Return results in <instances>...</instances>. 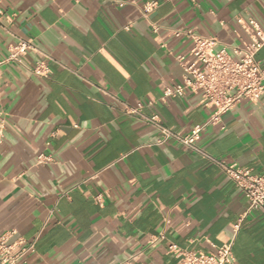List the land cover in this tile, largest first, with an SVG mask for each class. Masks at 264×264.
<instances>
[{
  "label": "crops",
  "instance_id": "obj_1",
  "mask_svg": "<svg viewBox=\"0 0 264 264\" xmlns=\"http://www.w3.org/2000/svg\"><path fill=\"white\" fill-rule=\"evenodd\" d=\"M150 1L157 7L144 17ZM0 9L11 17L0 58L20 39L34 45L27 68L0 71V235L34 243L19 264H178L170 244L210 253L230 241V264H264V212H246L218 165L173 140L157 143L160 131L142 118L157 115L180 135L204 124L212 108L199 93L161 100L182 80L177 55L192 60V39L169 31L213 37L216 51L238 60L253 31L238 20L264 29V0H0ZM255 58L264 73V46ZM37 62L47 77L28 70ZM196 144L263 173L264 99L243 100ZM40 154L51 160L38 164Z\"/></svg>",
  "mask_w": 264,
  "mask_h": 264
},
{
  "label": "built area",
  "instance_id": "obj_2",
  "mask_svg": "<svg viewBox=\"0 0 264 264\" xmlns=\"http://www.w3.org/2000/svg\"><path fill=\"white\" fill-rule=\"evenodd\" d=\"M194 1V0H191ZM157 7L155 1L144 3L142 15L147 17ZM11 17L5 15L0 9V27L5 20ZM244 27L252 28L250 42L242 49L237 48L235 53L240 55L238 60L233 59L225 49L215 50L216 39L213 37H202L193 32L191 28L179 27L169 31L171 37H189L193 45L190 49L192 60H187L184 55H177L176 60L183 69L181 82L164 89L161 100L170 97H182L188 91L199 93L201 103L211 107L212 112L208 120L201 125L194 126L187 135H180L164 126L157 115L142 117L146 123L155 126L160 131L157 143L164 144L173 140L179 145L199 153L218 165L224 174L240 190L246 200V212L261 210L264 212V172L254 175L248 169L226 165L204 153L196 144L201 132L208 125H216L221 122L222 115L243 100L252 102L264 99V73L261 71L255 58L258 50L264 46V29L254 20L247 22L238 20ZM128 29L129 26H125ZM154 32L159 31L155 24L151 25ZM34 49L31 39H20L12 44L4 57L0 58L1 67L7 63H14L27 68L24 63L28 51ZM28 70L36 76L47 77L50 70L42 62H37L28 67ZM147 104H151L150 102ZM143 103L129 109V113H140ZM51 160L49 155L40 154L37 163H46ZM243 216L237 219L234 230L237 231L242 223ZM8 235H0V264H19L23 257L34 252V243L17 245L9 242ZM20 247L18 250L17 248ZM213 251L203 253L191 251L178 247L176 244L168 246V252L178 259V264H230L233 260L232 241L222 245H212Z\"/></svg>",
  "mask_w": 264,
  "mask_h": 264
}]
</instances>
